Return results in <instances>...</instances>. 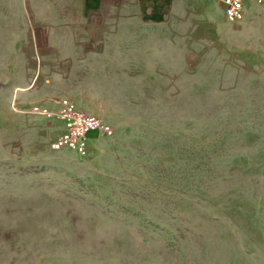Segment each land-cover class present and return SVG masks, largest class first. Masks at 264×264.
Instances as JSON below:
<instances>
[{
	"label": "rangeland",
	"instance_id": "obj_1",
	"mask_svg": "<svg viewBox=\"0 0 264 264\" xmlns=\"http://www.w3.org/2000/svg\"><path fill=\"white\" fill-rule=\"evenodd\" d=\"M50 5L0 0V264H264V2L91 62L32 58ZM66 97L87 155L31 112Z\"/></svg>",
	"mask_w": 264,
	"mask_h": 264
},
{
	"label": "crops",
	"instance_id": "obj_2",
	"mask_svg": "<svg viewBox=\"0 0 264 264\" xmlns=\"http://www.w3.org/2000/svg\"><path fill=\"white\" fill-rule=\"evenodd\" d=\"M49 12L50 22L34 25L28 42L32 58L45 62L133 55L145 44L153 54L184 28L221 29L225 19L215 0H51Z\"/></svg>",
	"mask_w": 264,
	"mask_h": 264
},
{
	"label": "built area",
	"instance_id": "obj_3",
	"mask_svg": "<svg viewBox=\"0 0 264 264\" xmlns=\"http://www.w3.org/2000/svg\"><path fill=\"white\" fill-rule=\"evenodd\" d=\"M223 6L226 22L238 24L248 14L249 0H215ZM263 3L264 0H256ZM56 109L43 104L34 105L31 112L49 121H58L62 131L50 142L53 150L68 148L80 155H87L89 145L96 135L110 137L112 126L102 117L79 106L66 97L57 100Z\"/></svg>",
	"mask_w": 264,
	"mask_h": 264
}]
</instances>
